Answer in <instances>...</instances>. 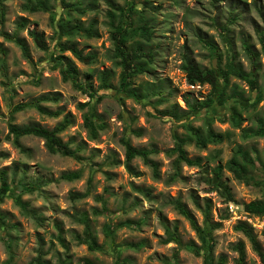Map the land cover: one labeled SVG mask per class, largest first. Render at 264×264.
<instances>
[{
	"label": "rangeland",
	"instance_id": "374dc122",
	"mask_svg": "<svg viewBox=\"0 0 264 264\" xmlns=\"http://www.w3.org/2000/svg\"><path fill=\"white\" fill-rule=\"evenodd\" d=\"M133 1L151 29L145 49L153 54V62L148 73L134 79L132 88L140 94L157 93L140 102L117 91L120 68L113 58L108 15L117 14L115 9L123 7L125 0H51L54 22L49 13L29 12L27 0H5L6 16L0 30L10 35L18 31L27 45L29 59L0 35V59H4V66L0 62V171L6 170L12 187L20 182L37 183L40 190L22 193V200L36 216H24L12 199L0 203L5 221L0 225V264H35L40 249L44 264H114L117 253L122 264H210V259L216 262L219 256L225 257V264H236L238 254L233 247L237 243L243 244L246 264H261L249 240L235 226L240 222L249 225L264 252V217H251L243 210L245 204L264 200V137L252 135L260 120L264 122V56L260 43V38L264 39V0ZM61 19L82 30L62 33L58 28ZM133 19L140 25L137 15ZM21 20L26 26L18 30ZM91 23L95 36L89 38L83 30ZM31 30L43 34L47 51L35 46L28 35ZM224 36L230 48L224 43ZM134 41L144 42L141 38ZM66 42L74 43L82 51L83 61L70 52L59 51V45ZM244 42L258 53L256 67L243 51ZM58 56L77 69L79 82L92 75L94 89L99 84L96 73L111 72L115 89L97 91L89 99L74 90L70 82H63L60 68H54V58ZM213 60L215 67L222 70L233 61L244 72H252L258 88L250 91L244 82L230 77L227 95H233L235 100L228 99L219 105L222 80L215 90L209 85L190 86L182 69L186 62L210 69ZM54 94L58 101L41 106L58 112L56 117L41 115L33 108L13 112L18 105ZM97 97L101 99L98 101ZM207 97L214 100L211 108L187 113L184 99L201 102ZM80 104L87 106L82 108ZM233 108L240 114L239 123L231 118ZM168 111L177 113L179 118L159 114ZM90 115H94L95 139L84 126L85 116ZM65 117L72 124L59 138L80 160L50 154L44 142L35 137L21 139L22 152L7 139L9 123L53 129ZM182 125L202 133L210 128L223 135V140L199 148L188 139ZM176 138L185 140V154L197 164L181 163L179 170H175ZM122 140L129 141L134 148L153 151L150 158L158 165V178L153 177L151 168L140 158L131 162L137 177L127 172ZM237 146L254 161L249 184L234 178L224 167ZM219 165L221 176L214 183L212 171ZM73 171H81V178L72 182L60 179L63 173ZM88 180L90 194L71 200V193H85ZM218 182L226 185L234 202H228L221 189L214 187ZM18 187L22 191L21 185ZM96 196L106 199L107 212L99 216L92 214L93 208L101 209ZM176 199L191 212L199 227L204 225L206 204L211 222L220 223L212 234L214 248L210 255L207 240L170 203ZM81 212L90 220L94 243H88L94 246L93 251L88 249V243L75 239L76 235L84 238V226L74 219ZM125 221L131 224L120 226ZM107 225L115 229L109 237ZM173 226H177L180 245L163 242L165 227L172 230ZM139 243V250L125 248L127 244Z\"/></svg>",
	"mask_w": 264,
	"mask_h": 264
},
{
	"label": "trees",
	"instance_id": "16d2710c",
	"mask_svg": "<svg viewBox=\"0 0 264 264\" xmlns=\"http://www.w3.org/2000/svg\"><path fill=\"white\" fill-rule=\"evenodd\" d=\"M55 1V0H52ZM5 0H0V27L4 25L6 10L4 5ZM51 0H27V10L29 12H44L49 13L51 16L52 22L55 21V15L53 12V7L50 5ZM117 14L109 12V24H110V39L113 44V58L116 61L117 66L120 68V73L118 76V93L127 95L128 97L134 99L137 102H140L142 99H150L153 94L145 93L140 94L137 92L133 86L134 79L138 76H141L150 71V64L153 62V54L150 50L145 49L151 38V29L149 24L146 22L143 13L136 9V4L133 0H125V5L123 7H117L115 9ZM133 15L138 16V22L140 25H136ZM24 20L18 22V30L24 29L26 24ZM68 22L59 20L58 28L62 33L68 32L70 30H82L79 26L70 27ZM67 29H64V28ZM224 30V29H222ZM84 34L91 38L95 36L94 27L91 23L87 29L83 30ZM0 35L7 41L14 43L22 52V56L25 59H29V52L26 43L23 39L19 38L18 31H15L12 35L5 33L0 30ZM28 35L33 40L35 46L40 51H47V46L44 42L43 34L37 33L35 30L28 32ZM225 37V36H224ZM135 38H141L144 42H136ZM224 43L230 48V43L227 38H224ZM260 43L262 46V54L264 56V39L260 38ZM243 51L248 58V60L256 67L258 62V53H256L249 43H243ZM60 52H70L77 60L83 61L84 57L82 51L77 48L74 43L66 42L59 45ZM1 54L5 56L4 50H1ZM217 60L220 62L221 56L217 53L215 54ZM89 58L90 57H86ZM92 59V58H91ZM234 59V58H233ZM0 62L4 66V59L1 58ZM55 67L60 68L61 76L63 82H70L74 90L81 92L89 99H93L97 91H107L114 90L115 87L112 85L111 80L113 75L109 71H100L96 73V78L99 82L96 89H94L90 79L92 75L86 76L85 82L78 81V71L71 65L63 56H58L54 58ZM183 71L186 73V79L190 86L195 85H209L212 90L218 88V81L222 80L223 90L219 95L218 104L223 105L226 100L232 99L235 100L233 95H227L228 84L230 77H234L237 80L244 82L250 91H255L258 88V83L255 74L252 72L246 73L239 65H234V62H228L225 65V69H221L219 66L214 68L213 66L210 69H200L191 63H184L182 66ZM3 70V67H2ZM101 97H97L99 101ZM58 101L57 95H45L37 98L36 100L18 105L13 109V112H19L27 108L35 109L39 114L46 115L50 117L58 116V112H51L47 108L42 107L41 103L45 102H56ZM187 113H195L200 110L209 109L213 106L214 100L212 97H207L205 100L198 101H188L184 99ZM80 107L84 108L86 104H80ZM232 120L239 123L238 118L240 119V114H236L235 108H233ZM182 112H185L182 110ZM163 117H171L178 119L179 116L173 111L161 112L159 113ZM94 115L85 116L84 126L89 130L92 139L97 137L96 125L93 122ZM236 123V124H237ZM71 121L65 117L59 124H57L53 129H47L38 125H25V126H16L12 123L8 124V135L7 139L11 140V143L14 147L19 149L21 152L24 151L21 145V139L25 137H35L41 139L44 142L46 150L52 155H61L64 157L74 158L75 160H80V157L73 151H71L68 145L63 144L59 138V135L63 133L70 125ZM182 127L187 131L188 139L194 140L196 145L199 148H205L207 144H219L223 140V135L216 134L212 129L208 128L205 133H202L201 130L195 129L188 125H182ZM101 128V127H100ZM253 136L264 137V122L260 120L257 129L252 131ZM185 140L179 138L175 139V151L177 153V158L174 161L175 170L178 171L180 164L185 163L186 165L192 166L197 164L196 160H190L187 158L185 151L183 149ZM122 144L125 147V168L130 175L137 177V174L133 171L131 167V162L135 158L142 159L143 163L151 168L153 172V177L158 178V165L151 158V152L145 149H137L131 146L129 141L122 140ZM82 147L79 146L78 150H81ZM234 178L239 181L249 184L250 182V172L254 169V161L250 157L249 153L245 151L241 146H237L232 154L231 159L224 166ZM222 167L217 166L212 173L214 174L216 180L218 181L221 176ZM81 178V171L66 172L60 176L61 180L72 182ZM22 181V180H21ZM213 180L210 181L212 183ZM48 182H45L47 184ZM21 185L22 191H18V186ZM90 185L91 181L88 180L87 190L85 193H71L70 198L73 201L83 199L90 194ZM18 186L12 187L9 184L7 179L6 170L0 171V203H2L6 198L12 199L15 206H17L21 213L24 216H36V212L32 209H29V204L22 200V193H33L40 190V186L37 183H18ZM216 189H221V194L224 195L228 202H234L233 197L230 193V190L226 187L224 183L218 182L214 185ZM95 200L101 204V209H92V214L94 216H99L107 212L106 208V199L103 196H96ZM173 204L178 213L187 219L190 222L193 230L198 234L202 235L204 239L208 242V253L211 254L214 248V239L212 237L213 232L220 226V223H212L209 217L208 204L205 206L204 212V225L199 227L194 220L191 212L186 208V206L178 199L170 202ZM196 206L199 207L195 201ZM244 212L251 217H264V200L253 201L243 206ZM74 219L77 223L84 226V238L81 239L80 236L76 235V241L80 243H94V238L90 230V220L88 215L85 212H81L74 216ZM5 223L4 217L0 214V225ZM130 221H125L121 223L120 226L130 225ZM140 223L136 224L139 226ZM235 229L241 232L250 242L252 249L258 255L261 264H264V252L261 249V246L257 240V237L253 233L252 228L244 222H240L235 226ZM106 235L114 233L115 229H111L108 225L106 226ZM108 230V232H107ZM166 239L163 240L165 244L175 243L180 245V239L177 234V226H173L172 230L169 227H165ZM58 240L62 243V239L58 236ZM90 251L94 250V246L90 243L87 244ZM142 245L139 244H127L125 248L139 250ZM233 249L237 252L238 258L236 264H246L245 251L242 243H237ZM192 250V249H191ZM198 255L197 252H194ZM114 264H122V261L119 258V253L114 256ZM35 264H44L43 261V252L41 249L38 251V256L34 260ZM124 263V262H123ZM64 264V263H63ZM84 264H92L89 261H84ZM210 264H225V257L219 256L217 261L214 262L210 259Z\"/></svg>",
	"mask_w": 264,
	"mask_h": 264
},
{
	"label": "water",
	"instance_id": "95a60500",
	"mask_svg": "<svg viewBox=\"0 0 264 264\" xmlns=\"http://www.w3.org/2000/svg\"><path fill=\"white\" fill-rule=\"evenodd\" d=\"M212 65H213L214 68H216L215 67V61L214 60L212 61ZM216 182H217V180H216V178H214V183H216Z\"/></svg>",
	"mask_w": 264,
	"mask_h": 264
}]
</instances>
